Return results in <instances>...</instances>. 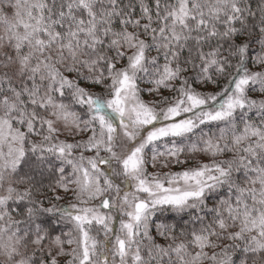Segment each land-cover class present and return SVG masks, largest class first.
<instances>
[{"label": "snow or ice", "instance_id": "obj_1", "mask_svg": "<svg viewBox=\"0 0 264 264\" xmlns=\"http://www.w3.org/2000/svg\"><path fill=\"white\" fill-rule=\"evenodd\" d=\"M0 264H264V0H0Z\"/></svg>", "mask_w": 264, "mask_h": 264}]
</instances>
